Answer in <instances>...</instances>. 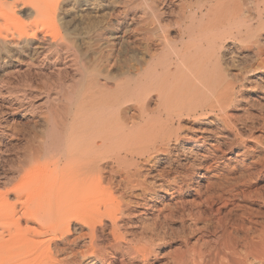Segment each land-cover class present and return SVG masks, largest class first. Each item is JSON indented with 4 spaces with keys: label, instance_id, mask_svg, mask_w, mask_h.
Returning <instances> with one entry per match:
<instances>
[{
    "label": "bare ground",
    "instance_id": "6f19581e",
    "mask_svg": "<svg viewBox=\"0 0 264 264\" xmlns=\"http://www.w3.org/2000/svg\"><path fill=\"white\" fill-rule=\"evenodd\" d=\"M1 68L0 264H264V0H0Z\"/></svg>",
    "mask_w": 264,
    "mask_h": 264
},
{
    "label": "rangeland",
    "instance_id": "374dc122",
    "mask_svg": "<svg viewBox=\"0 0 264 264\" xmlns=\"http://www.w3.org/2000/svg\"><path fill=\"white\" fill-rule=\"evenodd\" d=\"M178 9V8H177ZM177 9H175L174 10V12H173V16L177 13ZM170 31H174L175 30V28H176V25H174L173 23H171L170 22ZM137 31H135L134 30V32H133V29L131 30V31H129L128 33H127V36H129V37H131L132 38V36L133 35H135V33H136ZM131 36H130V35ZM133 34V35H132ZM134 37V36H133ZM4 72V73H3ZM0 73L1 74H3V75H1V76H5L6 74H9L8 72H5L4 70H2V68L0 69ZM56 74H54L53 73V75H52V78H54V79H56ZM23 123H25V122H23ZM22 122H20V124H23ZM31 124V125H30ZM30 124H26V125H24V127H25V130L26 131H30L31 133H34V132H39V130L41 129V126H42V124H41V122L40 121H37L36 123H30ZM41 124V125H40ZM28 125V126H27ZM38 125V126H37ZM198 181H199V178L197 179Z\"/></svg>",
    "mask_w": 264,
    "mask_h": 264
}]
</instances>
